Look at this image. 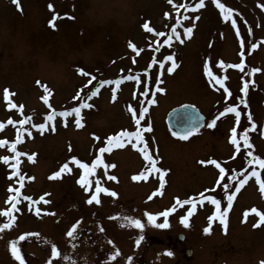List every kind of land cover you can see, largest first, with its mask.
<instances>
[{
  "label": "rangeland",
  "instance_id": "1",
  "mask_svg": "<svg viewBox=\"0 0 264 264\" xmlns=\"http://www.w3.org/2000/svg\"><path fill=\"white\" fill-rule=\"evenodd\" d=\"M197 3L0 0V141H7L0 144V157L10 158L7 163L0 159V206L10 198L9 188L16 186V180L6 176L16 165L23 201L22 248L31 253L23 258L30 264H260L264 260V225L254 227L258 215L249 212L255 206L264 208L255 179L239 191H228L232 201L224 215L228 192L210 191L215 174L207 162L228 159L229 170L243 175L247 154L264 156V0H220L232 10L228 20L220 9L216 11L214 1L204 0V6L193 11ZM188 27H193L190 37L184 31ZM169 36L171 47L164 43ZM173 53L177 66L169 73L172 62L165 61L163 69L159 62ZM242 60L243 70L231 67ZM253 68L259 71L251 72ZM92 76L96 79L89 84ZM217 77L223 85L215 83ZM102 80L114 84L100 85ZM245 80L249 87L244 94ZM97 87V95L89 99ZM5 88L10 92L7 100ZM85 103L92 107H81L79 128L75 113L46 120L53 110L64 112ZM183 103L195 105L206 116L205 126L186 141L174 138L166 124L168 112ZM230 104L238 105V122L234 113L219 115ZM25 115L30 119L24 120ZM141 115L144 119L137 125ZM213 119L216 124L209 127ZM41 123L43 130L32 126ZM233 127L242 144L239 152L231 142ZM245 129L247 142L253 144L244 143ZM137 130L162 171L150 168L136 137H121L122 146L99 152L107 137ZM18 135L21 140L13 152L11 145ZM16 152L26 155L17 157ZM73 156L89 165L103 157L88 177L90 186L78 182L84 169L70 159ZM65 163L70 171L53 176ZM97 179L109 189L107 193L95 192ZM92 195H98L99 204L87 203ZM24 197L38 201L40 213L50 214L32 218ZM209 197L220 202L219 211ZM165 211L166 217L157 215ZM213 212L229 216L227 224L208 225ZM146 213L155 216V222H149ZM182 217H187V225ZM128 218L140 220L143 227L137 228ZM165 220L167 227H159ZM77 221L73 239L67 232ZM179 233L185 234L184 242ZM53 243L60 253L57 257L51 254ZM187 249L193 251L189 256Z\"/></svg>",
  "mask_w": 264,
  "mask_h": 264
},
{
  "label": "snow or ice",
  "instance_id": "2",
  "mask_svg": "<svg viewBox=\"0 0 264 264\" xmlns=\"http://www.w3.org/2000/svg\"><path fill=\"white\" fill-rule=\"evenodd\" d=\"M14 2L18 3L19 0H14ZM214 2L216 3L217 7L221 10V13L224 15V19H225V20H228V19H229V16L227 15V13H230L232 10L229 9V8H226V6H225L223 3H220V0H214ZM169 3H172V0H169ZM203 6H204V0H198V3L193 7L192 10L195 11L197 8H201V7H203ZM49 8H50V9L52 8V5H51V4L49 5ZM165 15H167V13H166ZM54 19H55V17H54ZM197 19H198V17H197ZM49 23H50V24H53V21H49ZM177 23H179V21H177ZM232 23L235 24L236 21H235V20H232ZM53 26H54V24H53ZM144 27L147 28V24H145ZM193 27H194V25H193ZM193 27H188V28H186V29L184 30L187 36H189V37L191 36V33H192V31H193ZM172 32H173L174 34H176L177 38H179V34L176 33V29H175V27L172 28ZM157 35L162 36L163 33H157ZM171 40H172V37L169 36L168 39H166V40L164 41V43H165V44H168L169 47H171ZM180 43H183V40H180ZM254 46H255V45H253V47H254ZM130 47H133V48H134L135 46L130 44ZM157 50H159V49H157ZM165 61H171V62H172L171 67H168V68H167V71H168L169 73H171V72L174 70V68L177 66L176 63H175V60H174V53H173L172 55H167V56H165V57L163 58V61H160V62H159V67H160L161 69L164 68V62H165ZM231 67H232V68H236V69H241V70H243V60H242L240 63H237V64H233V65H231ZM79 71H80L81 73H83L84 75H88V73L84 72L83 69H79ZM250 71H251V72H257V71H259V69H257V68H253V69H251ZM208 75L211 76L212 73L209 72ZM136 78L138 79V77H136ZM95 79H96V77H95V76H92V78L88 81V83L91 84L92 81L95 80ZM225 79H226V77H225ZM120 82H121L120 80H116V81H115V83H116L117 85H119ZM37 83H39V81H37ZM110 83H113V81H110V80H102V81L99 82L100 85H106V84H110ZM215 83H216V84L223 85V80H221L219 77H217L216 80H215ZM248 87H249V81L245 80V81L243 82V88L241 89V91L244 92V93H247V91H248ZM159 90H160L161 92L164 91L163 88H160ZM98 91H99V88L97 87L94 91H92V92L89 94V99H90L92 96L97 95ZM225 91H227V88H225ZM45 92H48V89H47V88H45ZM228 95L230 96L231 93L229 92ZM9 96H10V92H9V90H8L7 88H5V89H4V98L7 100V99L9 98ZM113 98H115V97H113ZM43 99H44L45 101H47V100H48V96L45 95V96L43 97ZM152 103H155V101H152ZM240 103L243 104V103H245V101H244L243 99H241ZM9 106H10V107H14V105H11V104H10ZM49 107H51V105H49ZM81 107L91 108L92 105H91V104H86V103H85V104H81L80 107L72 108V109H69L68 111L59 112V113H57L55 110H53L50 114L47 115L46 120H48V121H53L54 118H55L57 115L66 118V117H68L69 115H71L72 113H75V115H76V117H77L75 123H76V126L79 128V127L82 126V125H81V122H80V110H81ZM186 107H187V106H186ZM147 111H148L147 108H142V112H147ZM225 113H234L235 116H236L237 122L239 121V118H240V112L238 111V105H233V104L228 105L227 107L224 108V110H223L222 112L219 113V115H220V116H223ZM133 115H135V113H133ZM194 118H196V117L194 116L193 113H190V112L184 111V112H182L181 115H180V122L183 123V122H186V120H191V119H194ZM26 119H30V117H27ZM143 119H144V117H143V115H141L139 119H136V120H135V123H136L137 125H139L140 122H141V120H143ZM199 119H200V120H203V117H200ZM247 119L251 121V120H252V116L249 114L248 117H247ZM24 122H25L24 120H21L19 123L22 125V124H24ZM9 123H13V124H14V123H16V122H15V121H11V120H9ZM215 124H216V120L213 119V120L210 122V124H209L208 126H209V127H212V126H214ZM32 126H33L34 128L40 129V130H43V129L45 128V124H44V123H41V124H34V125H32ZM0 127H3V125H0ZM251 127H252V129H255V127H256L255 123H253ZM53 130H54V127H53ZM151 130H152V129H151V126L149 125L148 128H147V131L150 132ZM196 130H197V127L194 125V126H192L190 129H188L186 132H184V133H173V135H180V136H182L183 139L186 140V139L188 138V136H189L192 132H194V131H196ZM247 133H248V129H245L244 132H243V139H244V141H245L246 144H247V141H248V139H249ZM28 134L31 135V133H28ZM133 136L136 137L137 140H142L141 132H140L139 130H137V131H135V132H128V131H125V132H122V133H120V134H118V135L109 136V137H107V144H108V147H107V148H105V147H101V148L99 149V152H100V153H104V152H106V151H110L112 146H122V144L120 143L121 137H133ZM96 139L99 140L100 138H99V137H96ZM20 140H21V138H20V136L18 135L16 142H14V143L11 145V149H12L13 152L16 151V143H19ZM231 142H232L233 144L236 145V151L239 152V151H240V147H241V145H240L239 141L237 140V129H236V127H233V128L231 129ZM5 143H7V141H0V144H5ZM69 148H70V146H69ZM144 151H145L146 158H147L148 160H151V161H152V167L155 169L156 161H155V160H152V157L147 155V148H146V147H145ZM21 155H26V154H24V153H20V152H16V156H17V157H19V156H21ZM33 155H34V154H33ZM249 155H251V154L249 153ZM0 159H2L5 163H7V162L9 161L10 158H9L8 156H4V157H0ZM70 159H71L72 161H75V163H76L77 165H79V167H81L82 169H84V173L80 176L78 182H79L82 186H84V185H89V186H90V185H91V181L88 179V177H89V175L94 171V169L97 167L98 164L103 163L101 156H97V157H96V160H95L91 165H89V164H87V163H83L82 161H80L79 159H77L75 156L71 157ZM253 161L258 162L259 165H260V167H261V168H264V159H260L259 157H252V159L249 160L248 162H249V163H252ZM16 163L19 164L20 161L17 160ZM201 163H203V162H201ZM210 163L215 164L216 167L220 169L221 176H223V174H224V172H225V169L222 168V167H220V165H219V164L217 163V161H215V160L210 161ZM11 166L14 167V168L16 167V165H11ZM113 166H114V165H113ZM64 171H70L69 166H68V163H65V164L60 168L59 171H57V172H55V173L53 174V176H55V177H59L60 174H61V172H64ZM156 171H162V170H160V169H156ZM18 174H19V169L17 168L16 171L12 173V175H18ZM252 174H253V175H257V178L259 179L257 173L253 172ZM21 179H22V177H21ZM29 179H32V178L29 177ZM110 179H115V177H110ZM134 179H138V177H134ZM246 180H247V176H245L244 179H241V180L239 181V183H240L241 185H243V184L245 183ZM225 187H228V186L225 185ZM261 190L264 191V183L261 184ZM9 191H12V189L9 188ZM15 191L18 193V192H19V189H15ZM85 191H88V187H85ZM108 191H109V189H107V188H102V187L100 186V180L97 179V180H96V189H95V192L98 194V193H100V192H105V193H107ZM111 195H112V196H116V193H115V192H112ZM24 199H26V200H31L32 198H31V197H24ZM209 199L212 201L213 204L216 205L217 210L219 211V208H220V202H219L218 200H216L215 198H212V197H209ZM93 201H95L97 204L100 203V200H99V198H98V195H92L91 198L87 201V203L91 204ZM231 201H232V196H228V197H227V202H228V206H229V207H231ZM189 202H190V201H183V202H181V201H179V200L177 201V203H184V204H187V203H189ZM36 203H38V201H37ZM193 208H194V206H193ZM9 211H10V210H9ZM39 211H40V210L37 209V212H39ZM168 211H174V208L169 209ZM168 211H165V212H163V213H158L157 215H163V216L166 217V216L168 215ZM252 211H253V212H256L257 210H256L255 208H253ZM224 213H225V215H226V213H227V209L224 210ZM5 214H7V213H5ZM190 214H191V210H190V212H189V215H190ZM145 215L148 216V220H149V222H155V219H156L155 216H153V215L150 214V213H146ZM245 215H247V213H245ZM259 216H260V220H259L256 224L253 225L254 227H258V226H260V224H264V213H259ZM212 218H213V217H209L210 220H211ZM13 219H14V218H13ZM81 219H82V218H81ZM128 219H130L131 222H132L137 228H142V227H143V225L141 224L140 220H138V219H132V218H128ZM181 219H182V222L185 223V225H187V223H188V221H187V217H182ZM220 219H221L222 222H225L224 215H222V216L220 217ZM79 223H80V221H77L75 224H73V225L71 226V229L67 232V236H68V237L75 239V235H74V234H75V233L77 232V230H78V225H79ZM167 224H168V222H167V220H165L164 224L159 225V227H167ZM9 226H10L9 224H3V225H0V229L7 228V227H9ZM100 230L103 231V228L101 227ZM209 230H210L209 228H205V229H204L205 232H209ZM225 230H226V229H225ZM19 239H20V240H23V239H24V236H20ZM140 239H143V237H141ZM140 239H138V240L136 241L137 244L140 243ZM17 243H18V242H17L16 240L10 241L11 252H12V255H13V256H14V257L20 262V264H24V258H23V256L21 255V253H20V251H19V249H18V247H17ZM73 246H74V245H73ZM51 254H52L53 257H57V256L60 255V253H59V251H58V249H57V247H56V245H55L54 243L51 245ZM115 255H119V250H118V249L116 250ZM169 255H171V253H169ZM62 258L65 259V260H70V257H68V256H63ZM112 258H114V256H113V257H110V259H112ZM129 259H131V258H129ZM49 264H50V262H49ZM260 264H264V260L260 261Z\"/></svg>",
  "mask_w": 264,
  "mask_h": 264
},
{
  "label": "flooded vegetation",
  "instance_id": "3",
  "mask_svg": "<svg viewBox=\"0 0 264 264\" xmlns=\"http://www.w3.org/2000/svg\"><path fill=\"white\" fill-rule=\"evenodd\" d=\"M223 1V0H221ZM193 138V137H191ZM191 138H188L186 140H189ZM181 141H186L185 139H179ZM242 145V144H241ZM251 155L247 154L246 156L249 157V160L252 159V157H259L260 159H264V156L259 153V152H253L250 153ZM96 160V159H94ZM215 160L217 161V163L220 165V167L225 169V172L223 174V176H221L220 173V169L216 167L215 164L210 163V161ZM230 160H224V159H214V158H210L208 159V166L209 168H211L214 171L215 174V184L211 186V190L212 192H216V191H221V189L225 192V191H229L231 189H239L241 188V184L239 183V181L241 179H244L245 176H247L248 178L253 177L256 181L257 184V193L260 199V202L264 204V191L261 190V184L264 183V168H261L259 163L256 161H253L252 163H246L247 165H245V170L243 175H239L240 172L239 170L236 172L235 170L230 171L228 164H229ZM249 167V168H248ZM255 172L258 174L259 179L257 178V175H253L252 173ZM17 177V176H15ZM203 178L205 179L206 176L203 175ZM15 185L16 187L19 188V180L15 179ZM246 182V181H245ZM245 184V183H244ZM225 185H227L228 187H225ZM14 188V196H13V201L11 202H7L4 201L2 206H0V221L1 224H9L10 226L7 228H3L0 229V264H20V262L12 255L11 252V248H10V241L16 240L17 243V247L21 253V255H25V256H29L31 255L30 252H25V250H23L22 248V240L19 239L20 236H22L21 233V229L20 227L22 226V205H21V201L20 199V192H16ZM226 193V192H225ZM228 196H229V192H228ZM227 199V197H226ZM227 203V207L225 209L228 208V202ZM257 211L255 212L256 214H258V221L260 220V216L259 213H264V208L262 210V208L260 207H254ZM10 210V211H9ZM7 213V214H5ZM228 214V209H227V213ZM225 215V213H224ZM213 218L210 220L208 217V220L210 222V224H213L214 221H217V223H222V224H227V222L229 221V216H224L225 222H222L220 217L218 216H212ZM14 218V219H13ZM34 219L40 218V217H33ZM239 224H242V222H240ZM264 224H260V226H258L257 228H260L261 226H263ZM263 234H264V230H263ZM182 241V240H181ZM184 242V241H182ZM26 253V254H25ZM24 264H30L29 261L26 259L24 260Z\"/></svg>",
  "mask_w": 264,
  "mask_h": 264
},
{
  "label": "water",
  "instance_id": "4",
  "mask_svg": "<svg viewBox=\"0 0 264 264\" xmlns=\"http://www.w3.org/2000/svg\"><path fill=\"white\" fill-rule=\"evenodd\" d=\"M184 111L193 113L196 118L191 119V120H186V122H183V123L180 122V115ZM200 117H203V120H200L199 119ZM205 122H206V117L204 113L199 108H197L195 105L191 103H184V104H181L179 106L172 108L166 116V123L172 134L173 133H184L188 129H190L192 126L195 125L197 127V130L192 132L188 137L192 136L199 129H201L205 125ZM175 136L182 138V136L180 135H175ZM179 237L181 240H184L185 238L183 234H180ZM191 254H192V250H187V255H191Z\"/></svg>",
  "mask_w": 264,
  "mask_h": 264
}]
</instances>
